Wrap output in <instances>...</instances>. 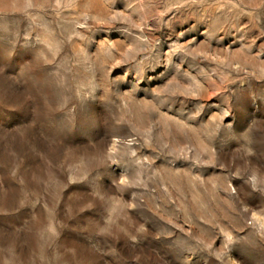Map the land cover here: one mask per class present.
Segmentation results:
<instances>
[{
  "label": "rangeland",
  "instance_id": "rangeland-1",
  "mask_svg": "<svg viewBox=\"0 0 264 264\" xmlns=\"http://www.w3.org/2000/svg\"><path fill=\"white\" fill-rule=\"evenodd\" d=\"M0 264H264V0H0Z\"/></svg>",
  "mask_w": 264,
  "mask_h": 264
}]
</instances>
